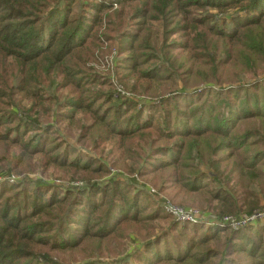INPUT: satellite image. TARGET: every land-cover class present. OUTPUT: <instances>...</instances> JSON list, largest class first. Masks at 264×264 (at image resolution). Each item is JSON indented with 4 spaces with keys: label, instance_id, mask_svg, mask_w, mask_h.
Wrapping results in <instances>:
<instances>
[{
    "label": "trees",
    "instance_id": "1",
    "mask_svg": "<svg viewBox=\"0 0 264 264\" xmlns=\"http://www.w3.org/2000/svg\"><path fill=\"white\" fill-rule=\"evenodd\" d=\"M111 53L115 68L100 61ZM258 66L264 0H0V165L72 171L84 184L0 180V264H59L53 256L88 246L100 256L133 233L142 249L116 264H264V222L183 224L193 230L178 231L182 249L164 241L180 223L154 234L169 218L156 200L123 176L101 181L107 165L54 127L81 121L79 141L112 168L129 161L118 173L178 204L215 216L264 209Z\"/></svg>",
    "mask_w": 264,
    "mask_h": 264
},
{
    "label": "rangeland",
    "instance_id": "2",
    "mask_svg": "<svg viewBox=\"0 0 264 264\" xmlns=\"http://www.w3.org/2000/svg\"><path fill=\"white\" fill-rule=\"evenodd\" d=\"M116 48L117 46H113L112 47V52L114 51L116 52ZM120 57V56H119ZM116 56L114 57V55L100 58L101 62L106 61L105 64L108 63V65L113 66L115 68L116 62H115ZM117 60V59H116ZM257 75L264 77L262 74L263 72L260 70V66L257 67ZM101 69H103V67H101ZM103 74V73H102ZM104 75V74H103ZM242 78L247 82L251 77L248 75H243ZM111 82L116 85L118 82L117 80V76L115 72H112L111 76H110ZM116 93H119L120 95L124 94V90L123 88H121L120 86L116 85ZM171 90V89H170ZM174 90V89H172ZM114 97H116L114 95ZM144 101V100H142ZM15 113H18L17 110H15ZM81 117V114L78 113L77 114V118ZM32 119L34 120H38L37 117H33ZM39 121V120H38ZM81 126V121L76 122L74 126L70 127L71 129L68 130L69 132H65L66 127L64 128V125H55V129L58 131V136L62 139H64V141H66L67 143H69L71 146H73L78 152H81L85 155H88L94 159H99L100 161H102L103 163H105L108 167V169H110V174L107 177H104L101 181L106 180L108 177L114 176L115 178H119V177H124L125 181L129 180L130 184L133 185H137L139 188H141V190L145 191L147 193V195L150 197L151 201L152 199L155 201V199L153 198L152 195L149 194V189H153L155 191L158 192L157 189L153 188L152 186L148 185L147 183L143 182L141 179H137V177L134 174H120L123 173L122 172V167H124L125 164H130L129 161L127 162H122L120 164H117L116 166H114L113 168L111 167V162L109 161V159L105 156H100L102 155L100 150H96L93 149L92 144L89 143L90 139H85V141H79V127ZM3 168L0 169V177L4 178L6 176L9 175H13L14 177L17 178V180L21 179V178H29L33 181L36 182H44V183H49L51 185L54 186H58V187H69L71 189L76 188V185H84L82 183V181H79L78 178H76V176H72V179L70 178V175L72 174V171H61L58 169H48L46 170L44 173L42 172H38V170H33L34 166L32 165H23L21 166L18 170L24 171L26 170L24 173H22V175H19V172H17L18 174H16V172L13 170L14 167V162L12 160H7L5 161L2 165ZM31 171H35V172H31ZM37 171V172H36ZM117 171V172H116ZM15 172V173H14ZM120 172V173H118ZM127 173V172H126ZM75 178V179H74ZM128 179V180H127ZM40 180V181H39ZM119 180L123 181L122 178H120ZM159 193V192H158ZM160 194V193H159ZM164 199L170 201L171 203L181 206V207H192V208H196L199 210H202V208H197L196 205H189V204H178L176 202L171 201L170 199H168L167 196L160 194ZM149 197L147 198H142L141 201H146L149 199ZM149 199V200H150ZM155 203H158L157 201H155ZM159 204V203H158ZM160 208H162L161 204H159ZM195 206V207H194ZM163 210V208H162ZM203 211V210H202ZM163 212L165 213V211L163 210ZM162 212V213H163ZM163 213V214H164ZM172 221L174 223H178L176 222L172 217L169 216L168 219L163 220V221H158L156 222V224H160V227L156 229V231H154V234H158L161 235L163 233L168 232V229L170 228L169 225L172 223ZM205 229V228H204ZM182 230H193L192 227H188L186 229H183V224H179V227L177 228V231L175 232H170V236L166 237V239L164 241H167L168 243H173V239L175 241H180L179 243V247L182 249L183 248V244L181 243V238H179L178 236V231H182ZM131 232V231H130ZM151 232V231H149ZM146 232H144L145 234ZM169 233V232H168ZM198 233V232H197ZM154 234L151 235V239L154 237ZM199 234V233H198ZM186 235H189L188 232ZM127 239V238H126ZM142 239L135 233H133L132 235H130V237L125 241H123L122 245L119 246L117 243L113 242L110 245H108L107 248H105L104 253L100 256H96L93 253V249H95L94 247H86L84 250L82 251H75L72 252L71 254L66 253V254H60V255H56V257L53 256L52 261L59 264H83L89 261L92 262H102L104 264H116L117 261L119 260H123L124 258H126V256H129L130 253L132 251H134L135 249L139 248V251L142 249V245H143ZM124 245V246H123ZM77 261V262H75ZM133 259L131 260V258L129 259V262L132 263ZM80 262V263H79ZM83 262V263H82ZM223 261H221L219 264H222Z\"/></svg>",
    "mask_w": 264,
    "mask_h": 264
},
{
    "label": "built area",
    "instance_id": "3",
    "mask_svg": "<svg viewBox=\"0 0 264 264\" xmlns=\"http://www.w3.org/2000/svg\"><path fill=\"white\" fill-rule=\"evenodd\" d=\"M8 179L10 182L15 181L16 177L13 175L0 177V180ZM83 185H76L75 187H82ZM149 194L161 204L163 210L180 224H195L202 223L205 227L227 226L231 229H240L246 226H253L264 222V209L254 210L250 212H243L238 215H221L215 216L208 212L192 208L181 207L164 199L157 191L149 189Z\"/></svg>",
    "mask_w": 264,
    "mask_h": 264
}]
</instances>
